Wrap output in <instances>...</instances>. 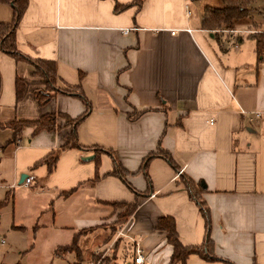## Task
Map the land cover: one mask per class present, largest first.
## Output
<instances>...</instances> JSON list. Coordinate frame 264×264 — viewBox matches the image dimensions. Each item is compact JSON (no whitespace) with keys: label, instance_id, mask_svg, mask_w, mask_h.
Segmentation results:
<instances>
[{"label":"crops","instance_id":"0c3cea01","mask_svg":"<svg viewBox=\"0 0 264 264\" xmlns=\"http://www.w3.org/2000/svg\"><path fill=\"white\" fill-rule=\"evenodd\" d=\"M117 5L127 7L115 11ZM205 7L221 4L26 0L14 32L16 49L31 60L53 62L59 88L81 87L90 110L76 135L85 148L60 152L51 172L34 164L63 145L69 129L40 131L27 146H19V140L0 152L12 161L10 186H21L27 169L31 193L47 198L36 224L46 215L40 225L67 234L70 244L79 234L82 258L83 239L95 231L105 236L92 243V258L103 253L117 264L121 246L123 253H132L129 240L116 233L103 244L110 235L106 225L119 212L114 214L108 202L136 203L120 229L141 240L143 264L169 263L172 248L156 228L161 217L174 219L183 245L201 246L206 223L192 192L208 210L210 251L217 260L191 255L185 264H264V115H251L264 113V52L258 58L256 42L248 36L264 32V2L258 0L250 17L238 22L241 33L219 35V41L201 29ZM11 18V7L0 4V23ZM32 71L0 53V125L33 121L44 113L74 119L85 111L83 101L58 93L42 106L30 91L16 102L15 78H29ZM10 136V130L0 129V146ZM96 146L114 154L128 174L125 180L107 176L113 161L107 153L96 160ZM159 150L172 164L154 157L141 171L143 159ZM21 153L24 162L18 161ZM97 164L99 179L92 185ZM59 208L65 210L57 218ZM70 244L55 242L52 248Z\"/></svg>","mask_w":264,"mask_h":264},{"label":"trees","instance_id":"16d2710c","mask_svg":"<svg viewBox=\"0 0 264 264\" xmlns=\"http://www.w3.org/2000/svg\"><path fill=\"white\" fill-rule=\"evenodd\" d=\"M258 0H219L221 7H205L203 15L201 18V29L212 33L216 39H218L219 32L228 29H236L238 22L246 20L250 17V13L253 11L252 7L257 3ZM264 2V0H262ZM0 4H6L11 7L12 18L8 23H0V53L6 55L14 62H24L33 68L32 73L29 78H15L14 80V98L15 101H20L26 93L30 91L37 103L42 106L50 97L55 94L69 95L78 98L83 101L85 105V111L78 117L71 119L63 113H44L38 117V119L33 121L25 120H13L6 124H1L0 129H8L11 132L10 138L0 146L1 149L7 146H15L20 140L21 133L26 129H31L30 136H34L40 131L44 132H60L69 129L68 132L64 134V144L60 145L58 148L51 150L43 159L38 161L35 165H45L47 172H51L55 167L57 157L60 152L67 149H82L85 148L81 146L77 141V128L84 121V119L89 114L90 104L83 95L80 86H64L59 88L55 86L57 81L55 75V66L51 61L44 60H31L24 56L16 49V42L14 37V32L18 21L25 9L26 0H0ZM127 6L117 5L115 11H120L125 9ZM250 38L254 39L256 42V53L257 57L260 58L264 52V32H257L248 35ZM35 86H42L43 90L34 89ZM45 93L49 95L46 96ZM141 114H135V117H139ZM129 120H133L132 116L128 117ZM62 122L64 124H62ZM95 152V159L98 160L101 153H107L110 155L113 161V170L108 173L107 176H113L122 180H125L127 172L122 168L118 160L114 157L111 151L103 150L100 147H92ZM154 157H161L170 164L172 160L169 155L159 150L157 153L150 154L145 157L142 161L141 171L145 173V169L149 160ZM99 179L98 174V164L96 166V172L90 183H94ZM78 188H73L72 190L65 192L63 196H68L74 193ZM191 191V190H190ZM138 195V194H137ZM140 196V195H138ZM191 198L194 197L196 204L205 219L206 223V236L205 242L201 246H185L181 243L179 236L176 232L175 221L171 217H161L157 220L156 228L159 231L165 233L166 240L172 248V254L168 264H185L189 256L196 255L205 261H216L217 258L212 255L210 251L211 240H210V218L209 213L204 204L196 199L195 194L190 192ZM105 205L111 208L125 210L118 213L119 226L112 228L110 235L103 242V244L108 243L112 237L115 235L118 229L129 219V217L134 213L137 208L136 203L127 204L124 202H108ZM79 234L75 235L72 243L66 247L58 248L54 251V255H60L63 252H73L76 254L79 262L82 263V255L80 247L78 244ZM109 258H104V261H109ZM226 264H231L227 261H223ZM107 264V263H105Z\"/></svg>","mask_w":264,"mask_h":264},{"label":"rangeland","instance_id":"374dc122","mask_svg":"<svg viewBox=\"0 0 264 264\" xmlns=\"http://www.w3.org/2000/svg\"><path fill=\"white\" fill-rule=\"evenodd\" d=\"M244 31L249 32V30ZM222 34L228 35L230 33L219 32V35ZM219 38L216 40L219 41ZM55 86L58 87L57 83H55ZM34 89L43 90V87L35 86ZM62 124L64 123L62 122ZM28 131L29 129H26L21 133L19 146L28 145V140L31 139V131ZM24 160L25 156L21 153L18 161L24 162ZM11 165V159L0 152V238L4 240V245L0 247V264H112L110 260L104 261L103 253L97 252L93 258L91 256L92 243L105 236L104 231H95L89 237L83 239L82 263L79 262L73 252L54 255L55 250L52 248V244L55 242L70 244L71 237L68 238L65 233L53 234L49 228H45L46 226L42 227L40 224H44L43 220L47 218L46 215L42 217L41 223L39 221L36 224L39 209L43 208V205L45 206L47 198L39 193H31L29 187H23L22 185L10 186L9 184L13 183ZM23 171H25V175L32 174L30 170L24 169ZM109 208L114 214L117 211L121 213L125 210L124 208ZM64 210V208L58 209L56 212L57 218L63 214ZM104 211L102 210L99 216H102ZM107 212L110 213V210L108 209ZM116 218V223L106 225L109 234L112 228L118 227L120 224L118 215ZM35 224L38 227L35 228ZM122 247H120L117 254V264H123L124 260L127 264L132 257V253H123L124 249Z\"/></svg>","mask_w":264,"mask_h":264},{"label":"built area","instance_id":"2783aa9c","mask_svg":"<svg viewBox=\"0 0 264 264\" xmlns=\"http://www.w3.org/2000/svg\"><path fill=\"white\" fill-rule=\"evenodd\" d=\"M222 33H230V34H239L241 33L239 30L237 29H228V30H223L221 31ZM241 113H244L243 111H241ZM252 116H254L255 118H260L262 117V115H264V113L261 112H253L251 113ZM31 182V178L26 176L23 181H22V186L27 187L28 184ZM116 237H125L129 240L131 247H132V256H133V260H132V264H143V260L145 258V254H144V250L142 247V243L141 240L139 238H132V237H128L125 234H123L122 230L119 229L116 232ZM4 245V240L3 238H0V246ZM100 264V263H99Z\"/></svg>","mask_w":264,"mask_h":264},{"label":"water","instance_id":"95a60500","mask_svg":"<svg viewBox=\"0 0 264 264\" xmlns=\"http://www.w3.org/2000/svg\"><path fill=\"white\" fill-rule=\"evenodd\" d=\"M210 36L212 37V33L210 34ZM45 95L48 96L49 94L48 93H45ZM25 177H26L25 174L20 175L19 182L21 183ZM201 187L202 188H205V186H203V184H201Z\"/></svg>","mask_w":264,"mask_h":264}]
</instances>
